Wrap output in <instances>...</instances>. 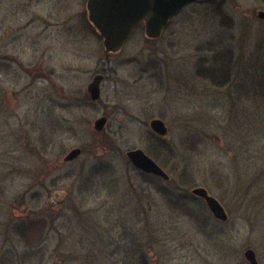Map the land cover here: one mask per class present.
<instances>
[{
	"label": "rangeland",
	"instance_id": "374dc122",
	"mask_svg": "<svg viewBox=\"0 0 264 264\" xmlns=\"http://www.w3.org/2000/svg\"><path fill=\"white\" fill-rule=\"evenodd\" d=\"M87 1L0 0V264H264V0L193 2L109 55ZM138 149L169 182L131 164Z\"/></svg>",
	"mask_w": 264,
	"mask_h": 264
},
{
	"label": "water",
	"instance_id": "95a60500",
	"mask_svg": "<svg viewBox=\"0 0 264 264\" xmlns=\"http://www.w3.org/2000/svg\"><path fill=\"white\" fill-rule=\"evenodd\" d=\"M200 0H88L87 11L89 21L102 37L106 54H118L129 41L134 30L139 25H145V35L149 40L161 38L169 26L172 18L188 4ZM208 3H218L221 0H202ZM258 18L264 21V11L258 13ZM104 75L97 74L88 85L91 101L101 99V85ZM108 123L107 117L95 121L94 128L102 132ZM151 129L159 137L168 135V127L164 120L154 119L150 123ZM81 148L71 150L64 158L65 163L74 162L82 155ZM131 164L147 175H152L169 181L168 173L145 151L138 149L127 153ZM192 194L202 199L217 220L227 222L229 215L218 199L210 195L207 189L196 187ZM253 249L245 251V259L249 264H260Z\"/></svg>",
	"mask_w": 264,
	"mask_h": 264
},
{
	"label": "trees",
	"instance_id": "16d2710c",
	"mask_svg": "<svg viewBox=\"0 0 264 264\" xmlns=\"http://www.w3.org/2000/svg\"><path fill=\"white\" fill-rule=\"evenodd\" d=\"M214 60L216 62L215 63L216 64V67L213 68L208 75L215 81V83H218V82L223 81V79L222 80H219L220 76L223 78V77H227L226 76L227 74L230 75L229 74L230 71H229V68H228L229 62H228V58L224 60L223 59V55H221V54H219L218 56H215ZM217 74H219V77L218 78H216ZM253 74H254V76H253L254 83L256 84V87H257V89H256L257 90V93H258V95H263L264 94V91H261L260 92L259 90H264V70H263L262 73L257 72L256 74L255 73H253ZM159 140H161V139H159ZM157 179L159 181H163L162 179H159V178H157ZM263 193H264V188H260L259 189V195L261 197H263L262 196Z\"/></svg>",
	"mask_w": 264,
	"mask_h": 264
}]
</instances>
